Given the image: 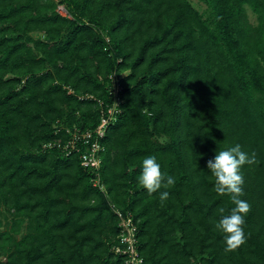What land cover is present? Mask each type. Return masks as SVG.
I'll return each instance as SVG.
<instances>
[{
    "label": "trees",
    "instance_id": "1",
    "mask_svg": "<svg viewBox=\"0 0 264 264\" xmlns=\"http://www.w3.org/2000/svg\"><path fill=\"white\" fill-rule=\"evenodd\" d=\"M200 1L0 0L2 264H126L119 214L142 264H264V0ZM73 128L91 138L66 154ZM236 144L258 163L246 243L225 253L234 205L206 163ZM148 156L175 178L163 205L138 183Z\"/></svg>",
    "mask_w": 264,
    "mask_h": 264
},
{
    "label": "clouds",
    "instance_id": "2",
    "mask_svg": "<svg viewBox=\"0 0 264 264\" xmlns=\"http://www.w3.org/2000/svg\"><path fill=\"white\" fill-rule=\"evenodd\" d=\"M257 163L256 153L249 154L243 151L240 144L218 151L214 158L206 163L210 176L214 179L215 193L218 196H229L234 205L230 214L227 215H223L224 209L221 208L219 211L222 218L215 223L216 230L223 235L225 253L237 251L246 243L245 217L251 211V205L241 199L244 195L242 168L245 165L250 166ZM138 183L149 196L159 192V200L163 205L169 198V192L160 190L174 186L175 178L170 175L166 176L161 171V164L157 162L155 156H148L142 162Z\"/></svg>",
    "mask_w": 264,
    "mask_h": 264
},
{
    "label": "built area",
    "instance_id": "3",
    "mask_svg": "<svg viewBox=\"0 0 264 264\" xmlns=\"http://www.w3.org/2000/svg\"><path fill=\"white\" fill-rule=\"evenodd\" d=\"M111 80H115V76L111 75L109 77ZM116 89H114V92L116 93ZM92 98V97H89ZM117 102H114L112 108L114 110V106H116ZM113 110L109 108L108 112L112 113ZM109 119L108 118H102L100 124L96 128V134L99 137H102L104 135L105 129L107 127V124ZM69 133V137L63 144V151H65L66 154H69L71 150L77 149L81 145H86L90 138H91V132L88 131H79L76 128H73V130L67 129ZM83 143V144H81ZM54 144L48 143L44 147H51ZM99 149L98 144L96 141L91 143L90 151L87 153H83L81 155L82 165L84 167H93L98 168L100 159L98 157L97 150ZM94 185H99V180L95 179ZM102 188V186H100ZM120 220H119V227L120 231L118 234V240L119 244L114 248L115 253H122L126 254V264H141L142 258L139 255V252L136 248V228L135 225L132 223L131 219L122 217L119 214ZM2 257L0 256V264H2Z\"/></svg>",
    "mask_w": 264,
    "mask_h": 264
},
{
    "label": "rangeland",
    "instance_id": "4",
    "mask_svg": "<svg viewBox=\"0 0 264 264\" xmlns=\"http://www.w3.org/2000/svg\"><path fill=\"white\" fill-rule=\"evenodd\" d=\"M193 2V4L195 5L196 8H198L199 10H201L202 8H204V5L203 3L200 1V0H191ZM57 10L59 12H61L62 14H64V9H63V6H58ZM250 19L251 21H254V17L250 14ZM125 72L122 74L124 75ZM111 109L113 110V108L111 107ZM2 219V218H1Z\"/></svg>",
    "mask_w": 264,
    "mask_h": 264
}]
</instances>
